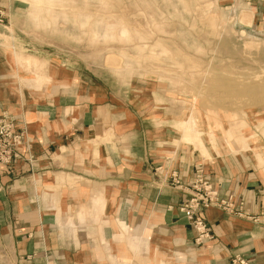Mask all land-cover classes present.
Here are the masks:
<instances>
[{
	"label": "crops",
	"instance_id": "obj_1",
	"mask_svg": "<svg viewBox=\"0 0 264 264\" xmlns=\"http://www.w3.org/2000/svg\"><path fill=\"white\" fill-rule=\"evenodd\" d=\"M48 2L46 12L34 6V21L63 0ZM0 9V116L25 128L19 158L0 172V264H164L175 255L178 264H264L260 141L240 135L231 146L225 134L209 139L198 128V142L187 128L185 135L143 126L139 111L117 103L109 88L57 61L45 98L38 87L44 58L7 50V42L12 51L33 44L23 36L28 24L17 23L15 0H0ZM261 10L251 5L255 17ZM120 36L130 39V32L122 28ZM199 171L220 198L243 201L249 216L208 209L210 238L202 242L178 210L187 194L175 186ZM124 231L131 246L123 250L113 238Z\"/></svg>",
	"mask_w": 264,
	"mask_h": 264
},
{
	"label": "rangeland",
	"instance_id": "obj_2",
	"mask_svg": "<svg viewBox=\"0 0 264 264\" xmlns=\"http://www.w3.org/2000/svg\"><path fill=\"white\" fill-rule=\"evenodd\" d=\"M40 1L46 3L15 0L22 15L17 23L28 24L23 36L33 44L12 51L7 42V50L44 58L38 87L45 98L48 83L57 79L50 69L65 64L75 76L109 88L117 103L139 111L143 126L156 124L160 131L171 126L198 142L200 128L209 139L213 132L225 134L231 146L241 135L260 141L264 157V1L63 0L50 5L52 13L38 23L34 6L46 12L49 3ZM250 4L262 9L256 17ZM122 28L130 39L120 36ZM106 31L115 36L104 38ZM229 129L236 135H228ZM127 235L113 238L123 250L131 246ZM165 262L180 260L175 255Z\"/></svg>",
	"mask_w": 264,
	"mask_h": 264
},
{
	"label": "built area",
	"instance_id": "obj_3",
	"mask_svg": "<svg viewBox=\"0 0 264 264\" xmlns=\"http://www.w3.org/2000/svg\"><path fill=\"white\" fill-rule=\"evenodd\" d=\"M5 21V14L0 9V25ZM25 128L21 123L7 115L0 116V172L11 169L19 158L18 148L24 143ZM176 188L187 196L178 206V210L186 217L197 233V242L210 238L205 212L215 208L231 216L249 218L244 213V202L235 196L220 198L216 186L205 178L202 172H197L189 184L176 181ZM240 263H244L239 260Z\"/></svg>",
	"mask_w": 264,
	"mask_h": 264
},
{
	"label": "bare ground",
	"instance_id": "obj_4",
	"mask_svg": "<svg viewBox=\"0 0 264 264\" xmlns=\"http://www.w3.org/2000/svg\"><path fill=\"white\" fill-rule=\"evenodd\" d=\"M230 133H232V134L234 133V134L236 135L237 132H235V130H233V132H231V130L229 129V130H228V135H229Z\"/></svg>",
	"mask_w": 264,
	"mask_h": 264
}]
</instances>
